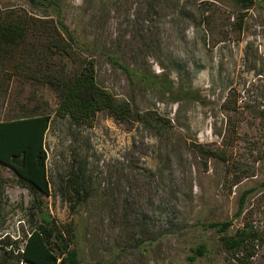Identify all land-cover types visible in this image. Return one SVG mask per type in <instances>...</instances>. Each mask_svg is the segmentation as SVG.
<instances>
[{"label":"rangeland","instance_id":"1","mask_svg":"<svg viewBox=\"0 0 264 264\" xmlns=\"http://www.w3.org/2000/svg\"><path fill=\"white\" fill-rule=\"evenodd\" d=\"M62 3L97 84L143 120L100 111L91 127L78 126L57 116L45 83L15 74V60L0 57V121L52 113L44 210L76 230L80 264H235L203 226L233 220L235 229L246 215L264 235V10L233 0ZM10 7L36 12L22 0H0V12ZM30 41L32 53L42 42ZM110 57L171 90L136 81ZM75 173L87 194L80 204L65 190ZM33 199L0 166V239L35 224ZM199 244L206 256L190 260ZM256 264H264V250Z\"/></svg>","mask_w":264,"mask_h":264},{"label":"trees","instance_id":"2","mask_svg":"<svg viewBox=\"0 0 264 264\" xmlns=\"http://www.w3.org/2000/svg\"><path fill=\"white\" fill-rule=\"evenodd\" d=\"M22 1L36 12L28 13L16 7L0 12V57L10 55L15 60L12 65L15 74L45 83L56 94L57 116L69 117L76 125L89 127L100 111H108L118 121L143 120L139 112H132L128 102H119L97 84L95 63L85 56L87 46L66 25L62 0ZM233 1L246 10L255 6L264 10V0ZM30 36L38 43L42 42L32 53H29V46L36 43H31ZM110 59L134 76L136 81L158 86L163 91L171 90L164 82H155L150 74L131 71L117 57ZM51 114L32 112L0 121V166L10 167L32 192V216L35 219V224L29 230H23L17 239H0V264H80L76 230L61 224L45 211L42 202L43 196L49 194L45 138ZM65 190L71 204H80L87 199L79 173L70 176ZM252 190L242 193L234 216L236 219L245 215L246 200ZM232 221L202 226L217 233L221 251L235 264H256L264 250L263 233L247 220L246 215L243 225L238 228L232 229ZM193 252L190 260L205 257L206 245H197Z\"/></svg>","mask_w":264,"mask_h":264}]
</instances>
